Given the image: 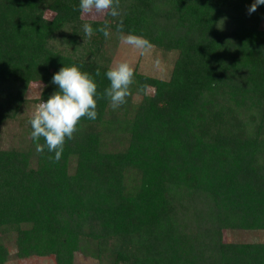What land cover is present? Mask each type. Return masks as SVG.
<instances>
[{
	"label": "trees",
	"instance_id": "trees-1",
	"mask_svg": "<svg viewBox=\"0 0 264 264\" xmlns=\"http://www.w3.org/2000/svg\"><path fill=\"white\" fill-rule=\"evenodd\" d=\"M252 3L120 0L124 33L171 54L169 78L133 68L127 102L98 99L52 163L26 109L58 89L62 66L102 93L115 20L110 38L102 20L88 37L79 0H0V264H264V242L223 235L264 230V5L249 14ZM10 121L21 132L4 143Z\"/></svg>",
	"mask_w": 264,
	"mask_h": 264
},
{
	"label": "clouds",
	"instance_id": "clouds-1",
	"mask_svg": "<svg viewBox=\"0 0 264 264\" xmlns=\"http://www.w3.org/2000/svg\"><path fill=\"white\" fill-rule=\"evenodd\" d=\"M259 5H264V0H253L247 9L248 13H254ZM78 8L85 18L82 29L86 36L93 35L90 21L102 20L96 31L103 33L106 39L110 38L112 33L108 17H111L115 20L116 32L123 44L139 50L141 55L153 47L143 36L124 33L123 20L116 19L122 15L120 0H79ZM95 75L100 76L99 69ZM105 76L109 84L101 93L94 77L75 64L62 66L53 73L51 83L57 85L58 89L46 100H40L28 120L31 126L30 137L38 154H44L45 150L54 153L48 155L47 159L58 163L66 141L74 138L81 120L97 118L98 99L107 98L113 110L127 102L131 86L135 83L133 67L126 60H119L107 69ZM41 140L43 143H40Z\"/></svg>",
	"mask_w": 264,
	"mask_h": 264
},
{
	"label": "rangeland",
	"instance_id": "rangeland-1",
	"mask_svg": "<svg viewBox=\"0 0 264 264\" xmlns=\"http://www.w3.org/2000/svg\"><path fill=\"white\" fill-rule=\"evenodd\" d=\"M83 17V16H82ZM84 18V17H83ZM85 19V18H84ZM261 26L264 28V20L261 23ZM117 54L113 57V64L119 60H126L130 66L135 68L137 66L138 70L145 72L161 79H168L169 73L172 65V56L169 53L168 55H163L155 47H152L149 51L141 55L140 51L133 48L130 45L123 44L121 41L117 47ZM43 84L41 82H31L29 84L28 96L30 98H37L41 92ZM151 91V89H149ZM38 105V104H37ZM36 105V106H37ZM36 106H31L27 108V114L34 112ZM19 125L13 121L5 123L1 130L2 134L6 137L4 143L11 141L13 136L20 134L21 129ZM224 240H241V241H260L264 242V230H255L251 232L246 231H224ZM12 250V246L10 245ZM8 264H54V260L51 257H32L24 260H18L14 257L10 258ZM74 264H97L96 260L82 255H76Z\"/></svg>",
	"mask_w": 264,
	"mask_h": 264
}]
</instances>
